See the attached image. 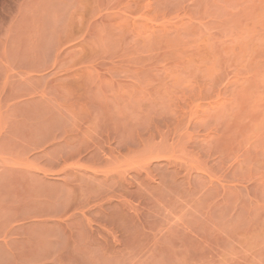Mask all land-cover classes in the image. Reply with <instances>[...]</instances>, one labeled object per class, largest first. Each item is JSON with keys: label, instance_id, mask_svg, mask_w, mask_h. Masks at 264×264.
Segmentation results:
<instances>
[{"label": "rangeland", "instance_id": "rangeland-1", "mask_svg": "<svg viewBox=\"0 0 264 264\" xmlns=\"http://www.w3.org/2000/svg\"><path fill=\"white\" fill-rule=\"evenodd\" d=\"M11 99L27 127L61 117L59 153L129 198L136 260L172 240L188 263L223 243L264 264V0H0V106Z\"/></svg>", "mask_w": 264, "mask_h": 264}, {"label": "crops", "instance_id": "crops-1", "mask_svg": "<svg viewBox=\"0 0 264 264\" xmlns=\"http://www.w3.org/2000/svg\"><path fill=\"white\" fill-rule=\"evenodd\" d=\"M2 38L7 44L20 42L18 36ZM45 42L62 40L50 37ZM3 58L8 67L19 70L17 53L7 52ZM55 60V49L42 57L36 53L28 71L40 75L49 67L45 63ZM20 105L11 99L0 106V264L247 263L241 249L232 251L223 243L203 245L191 252L188 263L171 249L177 246L172 240L170 254L160 251L157 259L136 260L129 198L104 196L99 180H82L76 167L79 151L59 153L67 133L59 126L61 117H52L49 129L40 117L27 127L29 121L17 114ZM86 189L95 194L87 195Z\"/></svg>", "mask_w": 264, "mask_h": 264}]
</instances>
